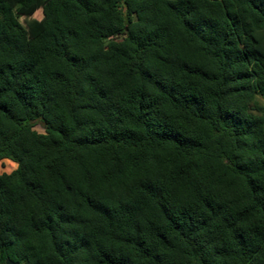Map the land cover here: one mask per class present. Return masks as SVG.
I'll use <instances>...</instances> for the list:
<instances>
[{"label":"trees","instance_id":"trees-1","mask_svg":"<svg viewBox=\"0 0 264 264\" xmlns=\"http://www.w3.org/2000/svg\"><path fill=\"white\" fill-rule=\"evenodd\" d=\"M257 99L264 0H0V264H264Z\"/></svg>","mask_w":264,"mask_h":264},{"label":"rangeland","instance_id":"rangeland-1","mask_svg":"<svg viewBox=\"0 0 264 264\" xmlns=\"http://www.w3.org/2000/svg\"><path fill=\"white\" fill-rule=\"evenodd\" d=\"M42 11L41 10H35L31 13H29L28 15H23L20 20L21 22L27 26V23L31 22V21H41L42 20ZM256 108L262 109L264 108V103L257 99V106H255ZM35 130H37L40 133L44 132V129L42 128V126L37 125L35 127ZM17 168V164L9 162V161H5V160H1L0 161V175L2 174H10L12 173L15 169Z\"/></svg>","mask_w":264,"mask_h":264},{"label":"water","instance_id":"water-1","mask_svg":"<svg viewBox=\"0 0 264 264\" xmlns=\"http://www.w3.org/2000/svg\"><path fill=\"white\" fill-rule=\"evenodd\" d=\"M6 264H19V263H16V262L13 261L12 259L7 258V260H6Z\"/></svg>","mask_w":264,"mask_h":264}]
</instances>
